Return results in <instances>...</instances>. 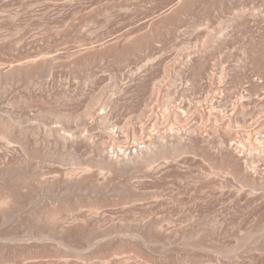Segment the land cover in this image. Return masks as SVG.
<instances>
[{
    "label": "rangeland",
    "instance_id": "rangeland-1",
    "mask_svg": "<svg viewBox=\"0 0 264 264\" xmlns=\"http://www.w3.org/2000/svg\"><path fill=\"white\" fill-rule=\"evenodd\" d=\"M263 32L264 0H0V264H264Z\"/></svg>",
    "mask_w": 264,
    "mask_h": 264
},
{
    "label": "bare ground",
    "instance_id": "bare-ground-1",
    "mask_svg": "<svg viewBox=\"0 0 264 264\" xmlns=\"http://www.w3.org/2000/svg\"><path fill=\"white\" fill-rule=\"evenodd\" d=\"M186 6H187V5H186ZM178 9H179V8H178ZM178 11H179V10H178ZM176 12H177V10H176ZM176 12H174V13H176ZM178 13H179V12H178ZM180 13H181V12H180ZM176 15H177V13H176ZM180 15H181V14H180ZM180 15H179V16H180ZM262 17H263V16H262ZM263 33H264V32H263ZM259 37H260V36H259ZM261 38H262V37H261ZM254 39H255V38H254ZM261 41H262V40H261ZM261 41H260V42H261ZM262 42H263V41H262ZM258 43H259V42H258ZM124 44H125V43H124ZM260 44H261V43H260ZM263 44H264V43H263ZM126 45H127V44H126ZM126 45H125V46H126ZM256 45H257V44H256ZM257 46H258V45H257ZM248 47H249V46H248ZM251 48H252V47H251ZM255 48H256V47H255ZM259 50H260V49H259ZM126 51H127V50H126ZM260 57H261V56H260ZM262 57H263V56H262ZM262 57H261V58H262ZM257 59H258V58H257ZM198 62H199V61H198ZM199 63H200V62H199ZM38 64H39V63H38ZM196 64H198V63H196ZM196 64H195V65H196ZM258 64H259V63H258ZM28 67H29V66H28ZM29 68H30V67H29ZM16 70H17V69H16ZM14 71H15V70H14ZM3 74H4V73H3ZM152 94H153V92H152ZM214 100H215V99H214ZM204 103H205V102H204ZM207 106H208V105H207ZM216 108H217V106H216ZM0 109H1L0 111H2L1 113H3L4 117H5V115L10 114V111H9L8 109H5V107H3V106L1 107V106H0ZM144 109H145V108H144ZM146 109H147V107H146ZM207 110H208V109H207ZM209 110H210L211 112H215V111H217V110L215 109V106H213V104L209 106ZM148 111H149V110H148ZM226 111H227V110H226ZM218 112H219V111H218ZM181 113H183V112L181 111ZM0 115H2V114H0ZM30 115H31V114H30ZM34 116H35V115H34ZM6 117H7V116H6ZM6 117H5V118H6ZM20 117H22V116H20ZM20 117H18V118L20 119ZM23 117H24V116H23ZM23 117H22V118H23ZM1 118H2V119H1ZM1 118H0V120L3 121V120H4V119H3V116H2ZM18 118H17V119H18ZM22 118H21V119H22ZM24 118H26V116H25ZM28 118H29V117H28ZM6 119H7V118H6ZM10 120L12 121V119H8V121H7V120H4V122L6 121V125H5L4 127L7 126V122H10ZM2 121H1V122H2ZM14 121H15V120H14ZM19 121H20V120H19ZM29 121H30V120H29ZM4 122H2V123H4ZM17 123H19V122L16 121V125H17ZM8 124L10 125V123H8ZM12 125H13V124H12ZM10 127H11V125H10ZM13 127H14V125H13ZM24 127H26V126H24ZM17 128H18V127H17ZM17 128H16V129H17ZM19 128H20V127H19ZM19 128H18V129H19ZM21 128H22V127H21ZM27 128H28V127H27ZM27 128H26V129H27ZM4 129H7V131H8L9 128H4ZM26 129H24V130H26ZM28 129H29V128H28ZM4 131H5V130H4ZM4 131H3V132H4ZM20 131H21V130H20ZM22 131H23V130H22ZM26 131H28V130H26ZM29 131H31V130L29 129ZM32 131H33V130H32ZM34 131H35V130H34ZM1 132H2V131H1ZM10 132H11V131H10ZM4 133H5V132H4ZM8 133H9V131H8ZM17 133H18V131H17ZM26 133H27V132H26ZM9 134H11V133H9ZM15 134H16V133H15ZM18 134H19V133H18ZM32 134H34V133H32ZM3 136H5V135H3ZM17 136H18V135H17ZM18 137H19V136H18ZM23 137H25V136H23ZM29 137H31V136H29ZM61 137H62V136H61ZM3 138H4V137H3ZM24 139H25V138H24ZM26 139H27V138H26ZM60 139H61V138H60ZM86 139H88V138H86ZM62 140H63V139H62ZM62 140H61V141H62ZM65 140H66V139H65ZM65 140H64V141H65ZM68 140H69V139H68ZM4 141H5V140H4ZM4 141H3V142H4ZM70 141H71V140H70ZM66 142H67V140H66ZM87 142H88V141H87ZM90 145H91V144H90ZM63 146H64V145H63ZM89 147H90V146H89ZM20 149H21V148H20ZM21 150H22V149H21ZM232 152H233V151H232ZM148 153H149V152H148ZM21 154H22V153H21ZM103 154H104V153H103ZM231 154H232V153H231ZM106 155H107V154H106ZM106 155H105V156H106ZM135 155H136V154H135ZM151 156H152V155H151ZM231 156H232V155H231ZM20 157H21V155H20ZM107 157L109 158L110 156L107 155ZM143 157H144V156H143ZM143 157H142V158H143ZM147 157H148V156H147ZM232 157H233V156H232ZM108 158H106V159H108ZM145 158H146V157H145ZM230 158H231V157H230ZM109 159H110V158H109ZM109 159H108L107 161H109ZM233 160H234V159H233ZM238 160H240V159H239V158L237 159V163H239ZM22 161H23V160H22ZM144 161H145V160H144ZM104 162H105V161H104ZM113 162H114V161H113ZM126 162H128V161H126ZM129 162H130V161H129ZM146 162H147V161H146ZM233 162H234V161H233ZM109 163H110V161H109ZM143 163H144V162H143ZM147 163H148V162H147ZM149 163H151V162H149ZM106 164H107V163H106ZM141 164H142V163H141ZM141 164H140V165H141ZM111 165H113V163H112ZM127 165H128V164H127ZM129 165H130V164H129ZM131 165H132V164H131ZM138 165H139V164H138ZM236 165H237V164H236ZM238 165H239V166H238V171L240 172V171H242V165H240V164H238ZM107 166H108V165H107ZM117 166H118V165H117ZM142 166H143V164H142ZM146 166H147V165H146ZM244 166H245V165H244ZM244 166H243V167H244ZM125 167H126V166H125ZM128 167H129V166H128ZM132 167H133V166H132ZM143 167H144V166H143ZM144 168H145V167H144ZM146 168H147V167H146ZM148 168H149V167H148ZM150 168H151V166H150ZM110 169H111V167H110ZM131 170H132V169H131ZM243 170H244V168H243ZM236 172H237V171H236ZM148 173H149V172H148ZM243 173H245V172H243ZM1 194H2V193H1ZM2 196H3V195H2ZM3 197H4V196H3ZM8 198H10V197H8ZM5 199H6V198H5ZM4 201H6V200H4ZM8 201H9V200H8ZM8 201H7V202H8ZM0 202H1V201H0ZM8 203H9V202H8ZM6 205H8V204H6ZM2 209H3V208H2ZM4 209H5V208H4ZM123 237H124V236H123ZM139 246H140V245H139ZM141 247H142V246H141ZM143 248H144V247H143Z\"/></svg>",
    "mask_w": 264,
    "mask_h": 264
}]
</instances>
